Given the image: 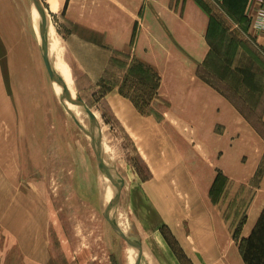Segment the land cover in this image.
<instances>
[{"label": "rangeland", "instance_id": "obj_1", "mask_svg": "<svg viewBox=\"0 0 264 264\" xmlns=\"http://www.w3.org/2000/svg\"><path fill=\"white\" fill-rule=\"evenodd\" d=\"M40 1L59 60L57 32L67 17L82 16L114 31L108 81L131 98L132 119L163 130L162 158L146 151L150 138L135 134L134 120L129 125L94 108L101 146L121 181L116 209L125 224L162 227L183 264H193L187 256L199 253L206 261L211 256L212 264H264V46L248 34L249 28L260 32L257 7L246 16L243 0ZM33 7L30 0H0V133L12 132L8 155L21 210L26 197L35 201V213L29 212L40 246L35 264H128V245L103 217L90 139L60 102L45 69ZM169 150L178 169L168 165ZM136 174L148 183H136ZM140 191L149 194L147 207L131 213L126 197ZM167 227H183L186 236V227H195V241H182L181 229V248ZM7 242L0 232V264H25L22 250ZM192 247L196 255H187Z\"/></svg>", "mask_w": 264, "mask_h": 264}, {"label": "crops", "instance_id": "obj_2", "mask_svg": "<svg viewBox=\"0 0 264 264\" xmlns=\"http://www.w3.org/2000/svg\"><path fill=\"white\" fill-rule=\"evenodd\" d=\"M218 1L220 2L221 0ZM257 6L258 0H243L240 5V7L244 9V15L246 16H254V9ZM189 14H191V12ZM202 15L203 13L200 11L201 18ZM67 21H69V23L63 24L58 28V51L60 61L65 66L71 79L74 92L93 114H95V107H100V109L103 107V109L107 110V113L110 114V116H108L109 118L113 117L116 120H124V123L131 125L132 120H134L132 119L133 104L131 98L123 96L118 87L115 86L114 83L108 81L107 76L111 67L113 51L115 50V38L112 35L115 34L114 31H112L111 34L109 27L101 28L94 20L78 15L67 17ZM160 22V19L156 18V23L160 24ZM249 33L254 41L256 36L258 43L264 46V31L260 30V32H255L249 28L248 34ZM195 37L197 36L195 35ZM163 38V36H156L155 39L158 40ZM37 71L41 72V68L37 67ZM14 86L15 85L13 84L11 87L14 88ZM12 102L13 104H16L14 98ZM225 108H227V110H229L228 112L234 116V119H237L239 114L233 109V111H230L231 108L228 104L225 105ZM135 119H138L133 122L135 134L140 136L147 135L150 138L148 140L149 144L147 145L148 148L146 151L155 152V154H159L163 158V130L159 128L158 125L152 123L150 127H145L143 126V122H141V118L135 117ZM144 119L148 120L146 118ZM11 133L12 132L9 131L8 136L3 135V137H1L2 133H0V232L3 233L6 240L9 241L7 242L9 247H16L17 249L22 250L25 264H35L36 261L39 262L41 259L40 251L37 252L36 250L37 247H40L37 245V238L35 235L36 227L29 221L30 210L35 213V201L33 200V197H26V200L24 201L27 202V207H23L21 210V193H19L18 177H16L17 190L16 192L14 191L15 180L13 175L15 173V163L12 160H9L8 155V152L10 149L12 150L13 145V143H10L9 141L12 137ZM170 152L172 158L167 160L168 165L171 169H178L179 160L177 157L173 158V150ZM159 164L162 165V159H160V162L156 163L155 167L158 168ZM4 169H7L8 171L3 172ZM9 170H11L12 174L9 173ZM177 175L175 176L177 177V180H179L180 176ZM134 181L138 184L148 183L144 182V180L137 176V174L135 175ZM128 196L126 197L128 201L125 204L128 211L135 212V210H145L144 208L147 207V197L149 196L148 193L140 191L129 197ZM30 201L31 207L29 205ZM195 204L196 199L195 194H193V210ZM128 228V235L136 238L140 242L141 254L139 264H183V262H180L178 259V255L170 249L162 234L163 231L161 232L162 227ZM167 228H169L173 234L175 238L174 240H176V243L178 244L176 245L181 247L180 238L178 236L179 234L177 233L181 232L183 227H177L175 231L171 229L172 227ZM186 228L188 230V232H186L188 236L185 235V229H183L182 232H184L183 235L185 239L183 238L182 241L189 243L191 240V244H193L195 239L191 232H195V227ZM192 251H194V254L196 255V251L193 247L189 249L187 255L193 253ZM187 259L193 264H196L197 261L202 264H212L211 256H209V259L207 257L206 261L205 253H199L197 258L195 257L194 259L188 255Z\"/></svg>", "mask_w": 264, "mask_h": 264}, {"label": "bare ground", "instance_id": "obj_3", "mask_svg": "<svg viewBox=\"0 0 264 264\" xmlns=\"http://www.w3.org/2000/svg\"><path fill=\"white\" fill-rule=\"evenodd\" d=\"M32 14H33V22L35 25L34 30L36 32V36H37L38 42L40 44L41 43L40 34H39L40 16H39L38 11L35 7H33ZM45 16H46V13H45ZM46 19H47V32H46L47 61L49 62L54 74L56 75V77L60 80L62 87L60 85H58L57 83H52V85L54 87L55 92L58 95V98L61 99V103L64 105L66 110L71 114V116L76 120L80 129L84 132L85 135L86 134L89 135V133H91L89 117H88L87 113L83 110V108L78 106L74 102L75 101L74 99L76 96L73 93V88L71 86L69 76L66 72V69L62 67L59 58L56 57V55H58V53L55 49L56 43H55V41H53L54 36H53L52 30H51L50 25H49V19L47 17H46ZM63 89L67 93L64 94ZM93 132H94L95 137L99 138V125H98V127L94 128ZM99 147L101 150V157L103 158L104 164L110 170H113L112 167L110 166L111 165V163H110L111 158L109 159V154L107 153V151L105 149L102 148L100 138H99ZM99 173H100V184H101V194H102L101 200L104 204V209L106 210L107 207H109V205L112 202V200H111L112 197L109 195L112 194V190L115 187L112 184V182L106 177L105 174L101 173L100 171H99ZM112 174H115V172ZM115 214H116V216H115ZM110 215L112 218H114L116 225L118 227H120L121 229H123L124 230L123 232L125 234H128V233H126V231L128 230V228H127L128 226L125 224L124 215L121 214V212H119L117 209L113 210ZM136 253H137L136 250L134 252L133 248L128 246V250H127V258L129 257L128 258V264H133V260H134V257L136 256ZM133 254H134V256H133Z\"/></svg>", "mask_w": 264, "mask_h": 264}, {"label": "water", "instance_id": "obj_4", "mask_svg": "<svg viewBox=\"0 0 264 264\" xmlns=\"http://www.w3.org/2000/svg\"><path fill=\"white\" fill-rule=\"evenodd\" d=\"M31 4L37 9L38 14L40 16V25H39V34H40V39H41V43L39 45V50H40V54H41V58L43 60L45 69L47 71L48 77L50 79L51 83H57L58 85H61L60 80L56 77V75L54 74L49 62L47 61V56H46V48H47V37H46V32H47V19L45 16V12L43 10V6L41 4L40 0H30ZM63 93H67L64 89H63ZM61 102V99H59ZM75 103L82 107L83 110L87 113L89 120H90V130L91 133L89 135H87L90 138V145L91 148L94 152L95 155V159H96V164H97V168L99 169V171L103 174L106 175V177L112 182V184L115 187V193L112 199L111 204L109 205V207H107V209L104 211L103 213V217L105 218V220L108 222L110 228L112 229V231L119 236L121 239H123L125 241V243L136 250V259L134 261L133 264H139V258H140V254H141V246H140V242L125 233H122L121 231H119V229L117 228V225L115 223L114 218L111 217V212L113 210L116 209L118 203H119V199H120V193H121V181L119 176H116L115 174H112V170H110L103 162L102 157H101V150L99 147V138L95 137L94 135V128L98 127L96 118L94 117L93 113L86 107V105L81 101V99L76 96L74 99Z\"/></svg>", "mask_w": 264, "mask_h": 264}, {"label": "built area", "instance_id": "obj_5", "mask_svg": "<svg viewBox=\"0 0 264 264\" xmlns=\"http://www.w3.org/2000/svg\"><path fill=\"white\" fill-rule=\"evenodd\" d=\"M255 24L260 30L264 31V0H258Z\"/></svg>", "mask_w": 264, "mask_h": 264}]
</instances>
